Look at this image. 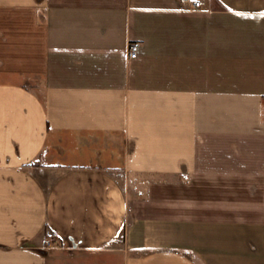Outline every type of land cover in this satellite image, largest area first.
<instances>
[{
    "label": "crops",
    "instance_id": "crops-1",
    "mask_svg": "<svg viewBox=\"0 0 264 264\" xmlns=\"http://www.w3.org/2000/svg\"><path fill=\"white\" fill-rule=\"evenodd\" d=\"M201 1L0 0V264H264V0Z\"/></svg>",
    "mask_w": 264,
    "mask_h": 264
},
{
    "label": "rangeland",
    "instance_id": "rangeland-1",
    "mask_svg": "<svg viewBox=\"0 0 264 264\" xmlns=\"http://www.w3.org/2000/svg\"><path fill=\"white\" fill-rule=\"evenodd\" d=\"M58 143L59 142L57 141L55 144H52L51 147H53L54 151L57 152V155L55 157L56 161L61 162L62 155H63V153H62L63 147H62V145H60ZM79 144L82 148H84L85 150L90 152V153L87 152L88 154H86L87 156L85 157V159L87 161H89V160L101 161L100 157L102 155L109 156L108 148H107L106 144L103 143L102 141L98 143V141H96V139L93 137H91V138L85 137V139L82 140ZM74 147H77V149H78L79 146H74ZM103 150H104V153H103ZM113 160H115V158H113ZM117 174L119 175L120 173L117 172ZM71 264H88V263L81 260L80 262H78V261L71 262Z\"/></svg>",
    "mask_w": 264,
    "mask_h": 264
},
{
    "label": "built area",
    "instance_id": "built-area-1",
    "mask_svg": "<svg viewBox=\"0 0 264 264\" xmlns=\"http://www.w3.org/2000/svg\"><path fill=\"white\" fill-rule=\"evenodd\" d=\"M182 3L189 6L190 9H201L203 7L202 1L201 0H182ZM129 55L130 57L134 58L137 56V52L135 49H129ZM54 238H57V234H54ZM54 242H49L48 246L52 247L54 246Z\"/></svg>",
    "mask_w": 264,
    "mask_h": 264
}]
</instances>
